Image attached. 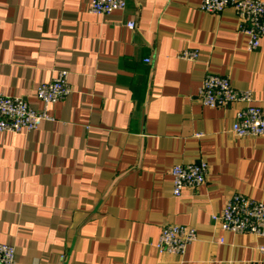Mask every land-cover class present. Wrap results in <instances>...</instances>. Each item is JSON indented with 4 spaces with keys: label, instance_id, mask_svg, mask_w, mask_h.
<instances>
[{
    "label": "crops",
    "instance_id": "crops-1",
    "mask_svg": "<svg viewBox=\"0 0 264 264\" xmlns=\"http://www.w3.org/2000/svg\"><path fill=\"white\" fill-rule=\"evenodd\" d=\"M200 3L125 0L95 16L87 0H0V94L41 109L35 90L59 70L71 89L54 121L0 132V244L15 264H264V236L211 221L233 194L264 203V136L234 135L239 104L198 100L211 72L264 113V37L248 50L232 8ZM198 161L205 183L174 197L170 168ZM166 225L195 229L183 256L156 249Z\"/></svg>",
    "mask_w": 264,
    "mask_h": 264
},
{
    "label": "built area",
    "instance_id": "built-area-1",
    "mask_svg": "<svg viewBox=\"0 0 264 264\" xmlns=\"http://www.w3.org/2000/svg\"><path fill=\"white\" fill-rule=\"evenodd\" d=\"M87 12L95 16H107L125 8V0H87ZM199 8L208 14H219L225 8H232L238 31L247 39L248 50H256L264 37V2L262 0H201ZM127 27L133 29L134 23ZM179 57L185 60H196L197 50H184ZM150 63L147 58L143 61ZM71 93L68 84V72L59 70L48 82L41 83L35 90V98L41 104L36 109L20 98L0 94V132L18 134L21 131L31 132L42 122H52L48 113L52 106ZM198 100L207 108L224 109L239 104L234 113L232 132L237 137L264 136V113L254 105L249 90H235L228 77L206 72L198 89ZM209 167L205 161L170 168L172 194L180 197L183 190L193 189L205 183ZM211 221L222 231L232 234H250L264 236V203L255 201L243 194H233L227 199L218 214L211 216ZM197 234L194 228L180 225L162 226L156 249L159 253L183 256L186 247L195 242ZM222 242V240H220ZM257 251L264 263V246ZM15 248L10 244H0V264H15Z\"/></svg>",
    "mask_w": 264,
    "mask_h": 264
}]
</instances>
